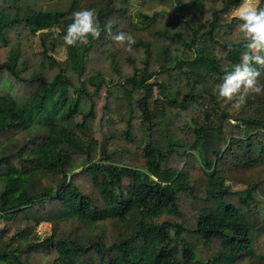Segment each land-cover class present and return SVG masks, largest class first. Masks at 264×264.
<instances>
[{
    "label": "trees",
    "instance_id": "16d2710c",
    "mask_svg": "<svg viewBox=\"0 0 264 264\" xmlns=\"http://www.w3.org/2000/svg\"><path fill=\"white\" fill-rule=\"evenodd\" d=\"M129 1L0 0V264H264V0Z\"/></svg>",
    "mask_w": 264,
    "mask_h": 264
},
{
    "label": "rangeland",
    "instance_id": "374dc122",
    "mask_svg": "<svg viewBox=\"0 0 264 264\" xmlns=\"http://www.w3.org/2000/svg\"><path fill=\"white\" fill-rule=\"evenodd\" d=\"M68 1L69 0H49L48 5L51 7H57V6L65 7ZM259 2H260V0H243L239 9L237 11H235V15L240 16L248 10H253L258 5ZM140 4H141L140 0H130L129 1L130 10L132 11L133 14L138 12L139 9H141ZM56 31H58L57 27L49 29V30L40 31L36 37V40H35L36 50L41 49L40 48V39L41 38H47ZM258 49H259V47L254 48L255 51H258ZM56 57L58 59H65L67 57V53H66L65 48L58 50V52L56 53ZM260 210H261V216H262V228H261V230L256 232L255 246H256L257 251L259 253L264 254V205L260 206ZM39 230H40L42 235L49 233L50 232V224H48V223L42 224L39 227ZM2 264H4V263H2Z\"/></svg>",
    "mask_w": 264,
    "mask_h": 264
}]
</instances>
